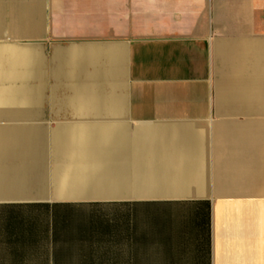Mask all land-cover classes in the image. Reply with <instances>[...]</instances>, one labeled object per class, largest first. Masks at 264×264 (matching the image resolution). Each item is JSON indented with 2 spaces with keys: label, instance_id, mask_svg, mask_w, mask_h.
<instances>
[{
  "label": "crops",
  "instance_id": "crops-1",
  "mask_svg": "<svg viewBox=\"0 0 264 264\" xmlns=\"http://www.w3.org/2000/svg\"><path fill=\"white\" fill-rule=\"evenodd\" d=\"M0 264H264V0H0Z\"/></svg>",
  "mask_w": 264,
  "mask_h": 264
}]
</instances>
